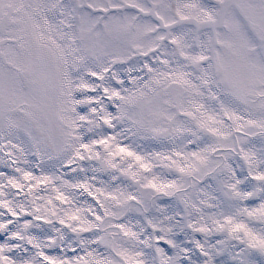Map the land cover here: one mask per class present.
I'll use <instances>...</instances> for the list:
<instances>
[{"label": "snow or ice", "instance_id": "obj_1", "mask_svg": "<svg viewBox=\"0 0 264 264\" xmlns=\"http://www.w3.org/2000/svg\"><path fill=\"white\" fill-rule=\"evenodd\" d=\"M0 264H264V0H0Z\"/></svg>", "mask_w": 264, "mask_h": 264}]
</instances>
